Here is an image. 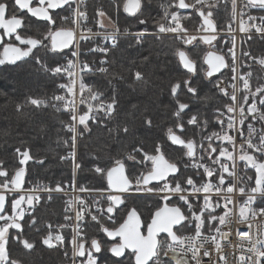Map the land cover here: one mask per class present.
Segmentation results:
<instances>
[{"label": "trees", "instance_id": "16d2710c", "mask_svg": "<svg viewBox=\"0 0 264 264\" xmlns=\"http://www.w3.org/2000/svg\"><path fill=\"white\" fill-rule=\"evenodd\" d=\"M111 1L86 0L88 17L91 20L95 19L101 12L114 20ZM128 1H136L139 4L138 11L133 16L125 13V5ZM230 1L218 4L211 10L215 13L214 22L220 21L222 25L231 24ZM113 2L119 5V14L115 20L116 28L121 33H129L130 36L120 38L117 46L104 57L107 71L85 80L100 102L107 103L113 99L117 102L116 114L110 119L98 118L97 120L102 121L103 124L91 123V132H87L78 145V162L81 167L77 175V186L83 184L90 189L107 190L105 177H98L91 171L95 163L107 161L110 157L126 155L133 146H139L142 142V146L151 151L154 141L165 139L167 127L177 125V121L173 119L177 101L190 104L192 112L200 117L195 121L196 127H193L188 121V115L191 113L183 116L181 120L185 123L186 132L181 134L179 129H176L177 134L187 139L188 143L200 148L203 144V151L212 146L218 152L221 147L218 141L219 114L229 106L228 99L224 95H218L216 86L221 80L228 81V70L221 74L218 82H214L216 77L213 81L206 80L205 67L202 65V57L206 54L204 47L199 45L185 49L183 44L176 43L174 39L158 38L153 34L166 25L167 17L175 13L183 16L184 19L180 24L185 25L188 32L200 28L198 11H180L177 8V0H113ZM210 17L212 20L213 17ZM179 29L183 31L181 27ZM219 30L221 29L218 28L217 31ZM134 34L145 35L136 37ZM228 48L227 43L218 39L212 49L216 54L225 57ZM241 48L250 51L253 56L259 57L264 54V43L255 38H243L239 43V70L242 63L246 65L252 63L247 56L241 57ZM178 50L188 51L197 66L198 75L194 77L193 87L199 89L198 95L186 91L174 99L170 92L175 81H183L187 77V73L180 68L176 60ZM63 56L64 53H51L47 48H41L20 63L0 67V184H9L15 173L22 170L26 173L25 184L41 182L55 186L57 182H61L67 186L71 183L72 165L62 160L68 150V146L66 147L64 143L67 136L63 131V125L69 122L59 99L64 82L54 75L56 65L61 64ZM99 58L97 57L96 60ZM255 69L257 72L260 71L258 66H255ZM136 71L143 73L142 80L138 81L134 78ZM255 96L256 93L249 89L240 96V102L244 103L247 100L248 103V98ZM41 101L46 103L47 107H44ZM217 109L220 110L218 114L215 112ZM214 115L217 123L213 122ZM146 116L152 119L151 128L145 125ZM124 124L129 126L127 135L119 131L118 126ZM109 129H116V132H110ZM27 148L31 149L36 162L28 159V162L22 165L21 159L28 156L26 153L23 156L19 155L17 150L23 152ZM163 151L166 159L178 164L180 171L174 180H179L183 186L186 178L189 176L194 178L196 173L195 168L190 165L201 163L207 157L203 152L201 154L200 150V155L195 160L189 161L185 149L175 147L168 141H165ZM41 160L43 163H40ZM186 164L189 166L186 167ZM128 165L130 172L137 171V166L132 161H128ZM145 171L149 174L151 169ZM124 199L127 208H134L140 216H145L147 219L161 205L156 199ZM172 203L173 207H176L179 202L173 200ZM34 207L35 211L31 218L35 217L37 222L35 226L32 228L28 226L31 218H27L23 223L24 235L28 241H35L36 247L28 253L18 244H12L13 257L23 261V264L67 263L70 252L67 242L62 248L53 249L44 248L39 242L41 236L47 232L45 226L50 224L54 229L62 223V200L56 198L51 203L42 202ZM178 209L186 219L187 213L181 203ZM58 211L60 214H57ZM117 213L120 215V212ZM205 221L207 220L204 219L201 230L193 220L185 221V234H195L198 231L209 234L211 226ZM118 222L119 219L115 216V225ZM104 226H106L104 221L89 224L84 233V241L87 243L93 241L100 235ZM37 228L40 229L39 232L36 231ZM175 233L181 236L178 228L175 229ZM98 263L133 264L126 259L112 262L108 260V256L102 255H99Z\"/></svg>", "mask_w": 264, "mask_h": 264}, {"label": "built area", "instance_id": "2783aa9c", "mask_svg": "<svg viewBox=\"0 0 264 264\" xmlns=\"http://www.w3.org/2000/svg\"><path fill=\"white\" fill-rule=\"evenodd\" d=\"M186 2H188L187 5L191 10L197 8L199 11L208 12L213 10L216 5L224 3L225 0H203V5L207 7L202 6L201 0H195V2H193V0H186ZM232 4L234 6V21L227 31L228 35L226 38L229 39V47L234 45L236 49L235 68L237 79L235 81V87L229 88L228 90V96L231 97V99H229L231 104H229L228 108L218 119L220 137L222 138L221 147L217 153L207 156L201 163L208 165L209 169H218L220 172L226 173L229 181L234 182L236 187L234 189H221L220 186L217 185V191H212V186L207 184L202 188H194L191 191L189 186L185 183L184 187L188 188V191L183 193L186 199L181 205L188 214H192L194 210H197L203 215H208V225L211 226V231L209 234L197 232L195 234H184L181 236L175 233L179 239V242L176 244H171L166 238H159L155 256L150 264H177L178 260L181 264H258L261 258L257 249L264 248V244L253 247L249 245L248 242L252 241L253 245H255L257 239H264V235L259 237L256 235L258 229L264 228V219L257 218L252 221V231L249 235L237 233L238 230H247L246 225L241 224L243 218L241 213L246 212L247 209L241 208L242 201L239 188L253 184L256 188L264 186V133L260 131L259 127L255 129L257 137L262 145L257 149L255 147L257 141L250 138L248 134L249 130L246 125V121L250 119V114L254 113V111L245 114L242 112L240 106V96L241 93L244 92V89L240 87L241 82L239 80L238 41L241 37L249 39V36H251V39L255 38L264 43V38L258 35V33H264V7H255L251 5L248 0H232ZM71 21L73 42L68 50L60 53H64L63 60L60 64V68H56L54 71V75L64 82L59 99L63 104L65 114L69 118V122L63 125V131L68 141V150L64 155L75 148L77 159V148L81 140L79 132L84 131L80 127L81 119L88 120L89 114L96 116V119L104 118L103 114L97 113L96 109L105 107L106 105V103L96 102L94 99L93 101L89 100L88 95H94V92L92 87L87 84L85 80L104 72L103 69H105L106 63H102V61H106L104 57L118 44L117 43L116 46L113 47L114 41L112 38L119 40L122 37L130 36V34L119 32L116 26L113 30L101 28L96 19L91 20L88 17L87 9L82 0L74 1ZM179 35H184V33L180 31ZM200 35L203 36L202 33ZM187 36L191 38L194 35L187 33ZM211 36H218V39H220L217 32ZM105 37L109 39L105 40ZM227 52L228 50L226 51V55ZM97 57L100 58L96 60ZM229 62L231 64V61ZM225 87L226 85L224 89ZM256 114L257 116L260 115V113ZM242 125L244 126L243 132H241ZM66 126H68V130H65ZM233 129L235 133L230 134V131ZM85 132L86 131H84V134ZM73 135H75V141L70 139ZM240 135H243L242 140L239 139ZM63 161L71 163L69 160ZM259 168H262V173ZM195 170L194 179L197 181V186H199L200 176L197 175V172L202 174L203 168ZM259 175H261V178H259ZM205 179L207 178L205 177ZM213 182H215L214 178ZM48 187L54 186L48 183L29 182L27 184L24 183L23 188L18 191L12 189L9 185L7 188L1 187L0 193L21 200L25 215L32 212L30 205H38L35 199L37 196L45 198L42 199L40 203H51L53 199L56 198L63 200V218L60 225L63 226L67 224L68 227H62V229H60L58 225L54 227L52 231L54 235H64L66 240H71L72 242V256L68 264H81V262L75 260L74 257L78 256L80 246L84 243V232L87 226L95 223L92 222L93 219L98 218L99 221L108 218V215L111 213L110 209L113 208V201L117 197L140 196L130 195L128 192L125 194H115L108 190L104 192H80L78 191L76 183L72 187H68V185L65 186V192H52V199L47 201L46 197L49 194L47 192ZM37 189H39V191ZM141 189L144 188L141 187ZM164 190L167 191L166 188ZM151 196L157 198L155 195ZM222 197H224L227 203L226 210L228 212L222 218V221L225 222L223 226L218 231L214 232L212 229L215 228L216 225L212 224L211 221L214 219L215 214H223L225 210L223 208L224 199ZM79 199H83V201L79 202L84 205L82 214L77 212V201ZM68 200L73 201V207L70 213L73 219L65 221L64 216L67 207L66 202ZM217 200H219L221 208L216 209V213H214L213 203L217 202ZM188 202H191L190 205ZM189 207L191 211H189ZM97 208H108L109 210L104 211L102 215L100 211H97ZM93 213L94 216H92ZM81 215H83L85 219L81 222L82 233L80 235L75 229V219H80ZM47 226H45L46 231L49 230ZM85 253H87V251H84V254ZM88 258L92 260V264H99L92 253L88 254ZM83 259L84 258H80V260ZM83 264H88V260H84Z\"/></svg>", "mask_w": 264, "mask_h": 264}, {"label": "snow or ice", "instance_id": "6c2138e0", "mask_svg": "<svg viewBox=\"0 0 264 264\" xmlns=\"http://www.w3.org/2000/svg\"><path fill=\"white\" fill-rule=\"evenodd\" d=\"M16 0H13V4L15 5ZM195 2V0H193ZM226 2V0H225ZM37 0H31L30 7L36 6ZM84 3L86 5V2L84 0ZM181 3L184 5H187L188 2L186 0H181ZM201 4L204 7H207L206 5H203V0H201ZM0 5L5 6L6 8L8 7L6 0H0ZM66 6V5H62ZM218 5H216L217 7ZM164 7V6H162ZM17 9L20 12H27V9H19L17 5ZM181 9H189L187 7L181 8ZM212 16L213 19L211 20V24L213 25V30L217 32L218 28H221V30L226 31L228 25L224 24L222 25L220 21H215L214 22V15L215 13L213 11H208L207 13L200 11L199 12V17L202 20V23L199 24L200 29L207 28V25L204 24L203 18L205 15ZM55 23V21H53ZM23 26V25H22ZM180 27L183 29L184 35H179L175 32L173 34L177 35L178 40H183L184 45H193V43L197 40V37H191L189 38L187 36L188 29L185 25L180 24ZM127 32V29L125 30ZM164 34H168L165 32ZM262 38H264V33H258ZM109 38L105 37V40ZM113 39V47L116 46V44L119 42L118 39L112 38ZM201 39V38H200ZM249 39H251V36H249ZM216 40H218V36L216 37ZM244 41H242L243 44ZM204 43V41H203ZM39 46V45H38ZM27 47V45H25ZM63 51V50H61ZM178 53H182L183 55L178 56V61L179 64L185 65V64H190L194 66V70L189 72L188 68H183L187 72V77L183 81H175L173 86L170 88V92L173 95V98L179 96L181 93L184 92H189L192 95H198L199 94V89L194 88L193 85L195 83L194 77L198 75V70L195 62L193 61L192 58H190V55L188 51L186 50H178L176 52V55ZM241 57L247 56V58H250L252 60L251 64H244L242 63L241 70L239 73V80L241 82V85L247 83L249 86V89L253 92L256 93L255 97H249V104L255 100L257 102V107L259 110L260 115L257 116L256 113H251L250 114V119L246 121V125L248 127V134L251 139L256 140L257 143L255 147L258 149L262 145L260 143L259 138L257 137L255 129L257 127L260 128V131L264 133V54L260 55L259 57L253 56L250 51H245L243 48H241L240 51ZM229 61H231V64H229ZM235 61H236V49L235 46L232 45L228 48L227 56L224 57V68H221L219 72L213 73L211 76H208L209 80L213 81V77H216L214 82H218L219 79L221 78V73H223V70L227 68L228 73H229V79L226 83L225 89L221 92L218 89V95H224L226 98L231 99L230 96H228V90L229 88H234L235 87V81L237 79L236 77V68H235ZM102 63H106V61H102ZM255 66H258L260 71L257 72L255 69ZM57 68H60V65H56ZM103 71H107L106 69H103ZM217 74H220L219 77H217ZM134 78L136 80H142L143 79V73L136 71L134 72ZM253 82H255L253 84ZM217 88H218V83H217ZM116 101L113 99L110 102H107L105 107H101L96 109L97 113H102L105 119H110L116 114ZM41 104H43L44 107H47V104L41 101ZM35 106V105H34ZM135 107V105L133 106ZM220 110H215L216 114L219 113ZM191 113V115H188ZM185 115H188V121L189 125L196 127V120H199L200 117L197 116L196 113L192 112V108L190 104H184L182 101H177L176 102V110L173 112V119L177 121V125H171L168 126L166 129V137L164 140H156L152 143V148L151 151H149L148 148L142 146L143 142L137 146H133L132 150L129 151L126 155L122 156H116V157H110L107 161L100 162V163H95L94 166L91 168V171H93L98 177H106L107 174L111 173L113 170H119L123 169L125 177L128 179L129 182V190L128 194L130 195H155L159 200L163 201V206H168L171 207L173 206L172 201L176 200L179 201L175 206L179 208L180 203L185 202V197L183 193L185 191H188V188H185L183 185L180 184L179 180H174V177H176L177 173L180 171V168L178 164H175V162H171L170 160L165 158L164 154V146H165V141H168L171 143V145L179 146L181 149L186 150V145L188 144V140L185 138H182L180 134H177L176 129H179L180 133L183 134L186 132L185 128V123L182 122L181 118ZM83 116V114H82ZM71 119V117H70ZM100 123L103 124L102 121H98L96 119V116L89 114L88 120H83L81 119V124L80 127L87 132H91V123ZM213 122L217 123L216 121V115L213 116ZM204 123H207L206 117L204 118ZM145 125L149 128L152 127V119L151 117H145ZM119 131L123 132L125 135L129 133V126L127 124H124L122 126H118ZM243 125L241 127V132H243ZM68 130V126H66V129ZM84 131L79 132V137L80 139H83L84 136ZM110 132H116V129H109ZM199 132V129H197ZM235 133V130H231L230 134ZM173 137H178L181 140V143H175L173 140ZM73 141H75V135L70 137ZM239 139H243V135L239 136ZM59 142V141H58ZM210 142V141H209ZM65 146H68V141L65 140ZM19 155L23 156L25 153L29 157V161L36 162V158L32 156L31 154V149L27 148L23 152L20 150H17ZM203 152V144H201V154ZM217 153L216 151H213L212 155ZM189 158V161L195 160L196 159V153L195 150L193 149V152L191 155H186ZM157 157H162L163 160L167 163L169 167H174L176 170L174 172H170L167 176L164 177L162 180H149L147 185L145 186L144 189H141L137 186V181L141 180L143 177L148 175V172L145 171V169H151L154 166V160ZM98 159V158H94ZM62 160H69L71 162V165L73 166V172H72V180L71 183L68 185V187H72L76 184V176L79 171V168L81 167V164L78 162L76 159V150L75 148L64 155L62 157ZM128 161H132L136 166H137V171L135 173H132L129 171V165ZM40 163H43V160L40 161ZM186 167L189 165L186 164ZM190 166H192L195 169H200L203 168V173L201 174L200 172H197V175L200 176V181H199V186H197V181L192 177L189 176L186 178L185 183L191 191L195 189L202 188L204 185L210 184L212 186V191H217V185L220 186L221 189L227 188V189H234L236 187L234 182H230L228 179V176L224 172H220L218 169H209L208 165L202 164V163H192ZM205 177L207 179H205ZM213 178L215 179V182H213ZM107 183V189H108V181L106 179ZM35 188V186H34ZM167 189L165 191L164 189ZM39 191V189H37ZM66 187L61 183L57 182L54 187H48L47 192L49 193L48 196L46 197L47 201H50L52 199L51 193L52 192H65ZM78 191L80 192H91V191H99V192H104L106 189L100 188V189H90L86 185H79ZM239 194L241 197V208H246V212H242V220L241 224L246 225L247 230H238L237 233L241 235H249V233L252 231V221L260 218L264 219V186L261 188H256L255 185H249L247 187H240L239 188ZM221 197V196H218ZM224 199V197H222ZM37 204L40 203L42 199H45L43 197L37 196L36 198ZM80 201H83V199H79L78 202V207H77V212L81 213L83 212V207L84 205L79 203ZM259 201V202H258ZM67 207L65 209V216L64 220L65 221H70L73 219V216L70 215L71 209L73 207V201L68 200L67 202ZM98 203V202H97ZM189 205L191 202H188ZM11 204V203H10ZM126 206V200L121 198V204L116 205L115 207L111 208V216H113L116 211L122 206ZM213 212L216 213V209L221 208V204L219 200L217 202L213 203ZM5 206H6V197H5ZM32 208V211H35V207L30 205ZM223 208L225 209L223 211V214H215L214 219H212L211 223L215 224L216 227L213 228L212 230L218 231L225 222L222 221V218L226 215L228 212L227 209V203L225 202L224 199V205ZM109 209H100L97 208V211H100L101 214L103 215L104 211H108ZM131 211H135V209H130ZM189 211H191V208L189 207ZM11 214H5L3 210H0V221L4 222L7 220L8 216ZM26 215H31V213H27ZM76 216V213H75ZM74 216V217H75ZM94 216V213L92 214ZM111 216H110V222L111 221ZM20 219L23 221L25 219V216H21ZM85 217L81 215L80 219H75V229L76 231L81 235L82 233V224L81 222L84 221ZM92 222L98 223V218L93 219ZM31 223H35V217H32ZM207 223V221H205ZM146 227V225H143ZM192 225H189L191 227ZM48 231L41 236L40 238V243L44 246H47L48 248H54V247H61L66 243V237L61 234H53L52 231V226L49 224L48 226ZM68 227L67 224H64L63 226L59 225V228L62 229ZM10 230H15V231H10ZM37 232L40 231L39 228L36 229ZM19 233V234H17ZM256 235L259 237L261 235H264V228L258 229ZM58 238V241H57ZM55 242V243H54ZM249 245H252L255 247L256 245L264 244V239H257L255 241V245H253L252 241L248 242ZM12 244H18L24 252L30 253L35 247H36V242L35 241H28L26 236L24 235V228L23 225L19 228H8L7 229V234L3 235L0 234V264H23V261L16 259L12 255ZM90 251V250H89ZM257 251L260 253V259L258 261V264H264V248H258ZM80 258H84L83 260H80ZM96 258V257H94ZM75 260H79L81 264H83L84 260H88V264H92V260L88 258V254H82L80 256L74 257ZM177 264H181V262L178 260Z\"/></svg>", "mask_w": 264, "mask_h": 264}, {"label": "water", "instance_id": "95a60500", "mask_svg": "<svg viewBox=\"0 0 264 264\" xmlns=\"http://www.w3.org/2000/svg\"><path fill=\"white\" fill-rule=\"evenodd\" d=\"M248 2L255 7H264V0H248ZM67 1L63 3L65 5ZM61 5L59 8H62ZM187 7L189 9H181ZM139 4L136 1H128L125 5V13L133 16L138 11ZM177 8L180 11H190V7L188 5H184L181 3V0H177ZM35 16V15H33ZM198 18L199 12L197 13ZM38 20H46L42 19L39 16H35ZM201 23L202 20L200 19ZM204 24L207 25V28H202L203 36L200 37V41L206 47L213 45L217 40L216 37L211 36L215 34L216 31L213 30V25L210 23V16L205 15L203 18ZM204 41V43H203ZM73 42V34L71 31H59L51 36V52L60 54L66 50H68ZM29 46L28 51L23 53H17L15 49L12 51L3 53V60L0 61V66L4 63H8L9 65H15L19 61L27 59L32 50L38 45L33 42H27ZM63 50V51H61ZM183 55L182 53H178L176 55L177 62L178 56ZM202 65L205 67V78L211 76L215 72H219L221 68H224V57L213 53L208 52L205 54L202 60ZM180 68L186 72L183 68H188L189 72L194 70V66L190 64L180 65ZM223 70V72L226 71ZM187 73V72H186ZM222 74V73H221ZM220 74H217V77ZM215 78V77H213ZM208 79V78H206ZM175 143H181V140L178 137H173ZM175 146V145H173ZM179 147V146H175ZM186 150L188 155H191L193 152V145L191 143L186 145ZM176 169L174 167H169L167 163L163 160L162 157H157L154 160V166L152 167L151 172L145 176L142 180V186L145 187L149 180H162L165 176H167L170 172H174ZM25 171H19L15 173L12 181L11 188L18 191L21 190L24 186L25 182ZM177 175V174H176ZM108 181V191L115 194H125L129 190V182L128 179L124 175L123 169L113 170L111 173L107 174L105 177ZM107 187V183H106ZM5 197L4 195H0V210H5ZM7 204V198H6ZM121 204V197H117L112 206ZM121 208V207H120ZM9 218L6 221L8 222ZM2 223V221H0ZM185 223V218L183 213L177 207H168L162 206L156 211L148 226L146 227L145 235L142 234V224L138 214L135 211H130L124 222L115 230H106L104 229L103 235L106 239L113 243L118 242L117 245L112 246L109 249V255L115 259H121L124 257L126 253L133 255V264H150L152 259L155 256V251L158 246V239L161 237H165L171 244H176L179 242L178 237L176 236L174 230L181 227ZM20 226L16 223L11 224V228H19ZM93 254L97 255L99 253V249L97 248V243L92 242L91 244ZM84 245L80 246L78 256L84 254Z\"/></svg>", "mask_w": 264, "mask_h": 264}, {"label": "flooded vegetation", "instance_id": "af4514ba", "mask_svg": "<svg viewBox=\"0 0 264 264\" xmlns=\"http://www.w3.org/2000/svg\"><path fill=\"white\" fill-rule=\"evenodd\" d=\"M65 1H67V3H65L66 6L59 8L61 5H63V3ZM74 1L75 0H37L36 6L30 7L31 0H16L15 5L13 4V0H6V3L8 5L7 8L3 5H0V61L3 60V53L4 52L7 53L9 51H12V49L17 50L16 51L17 53H23V52L28 51L29 46L27 45V42H29V41L39 45L32 50L31 54H33L34 51L41 49V48H43V49L47 48L48 51L51 52V48H50L51 43L50 42H51V36L53 34L59 32V31H71L72 32L71 13H72ZM82 1L84 2V0H82ZM85 2H86V0H85ZM17 5H18L19 9H27V12L26 13L20 12L17 9ZM85 7H87V5H85ZM33 15H35L37 17L39 16L40 18L46 19V20H38ZM210 20H211V17H210ZM53 21H55V23H53ZM200 23H201V21H200ZM181 32L183 33V31H181ZM201 32H202V29H201ZM193 37H197V40L193 43V45H184L183 44L185 49H192V48L200 45L201 47H204L207 50L206 53H208V52L215 53L212 48L214 47V45L217 41L213 45L206 47L200 41V37H202V35H197V36L194 35ZM182 42L184 43V41H182ZM25 45H27V47H25ZM203 57H202V60H203ZM176 60H177V58H176ZM22 61H24V60H22ZM22 61H19L18 63H20ZM2 66L8 67L11 65H9L8 63H4ZM2 66H0V67H2ZM226 71H227V69H226ZM205 72H206V69L204 71V74H205ZM204 78H205V75H204ZM206 80H209V79H206ZM218 125H219V123H218ZM219 129H220V126H219ZM219 133H220V130H219ZM218 141L220 143L222 142V138L220 137V134H219ZM192 145H193V149L195 150L196 157H198L200 155L201 148L198 146H195L194 144H192ZM185 151H186V154L188 155L187 150H185ZM213 151H215L214 148L212 146H210L209 148H207L203 151V155L210 156V155H212ZM151 170H152V168H151ZM142 180L140 182V185L142 188H145L142 186ZM7 185H9L11 187V182ZM1 187L2 186L0 185V189H1ZM0 195H4L7 198V204H6L4 213L5 214H11L10 216H8V218H9L8 222L0 223V232L4 231L5 228H7V229L10 228L11 224H13V223L18 224L19 226H21V224H22L23 228H24L25 225H24L23 221L26 220L27 218H31L33 211L31 212L30 216L25 215L23 212V209H22V205L20 204L19 205L20 207L19 208L17 207L20 212L17 211L18 212L17 218H15V217L13 218L12 215H15V214L12 213L11 210L13 208L11 207V204H10L12 198L9 197L8 195L2 194V193H0ZM133 197L145 198V199H154V200L156 199L161 203L160 208L162 206V200H159L158 198H155L153 196L146 195V196H133ZM124 200H126V199H124ZM171 207H173V206H171ZM17 208H16V210H17ZM130 209H134V208H131V207L127 208V205L126 206L122 205L121 208H119L113 216H111V213H110V215H108V218L103 219L106 226L102 227L100 235L97 238H95L93 241H91L90 243H87V242L83 243V245L85 246L84 251H87V249L89 248L90 253L93 254L91 244H92V242H96L97 248L99 249V253L97 254L98 256L99 255L108 256V260L114 262V260H117V261L124 260V259H126L125 257L130 255V259H132V263H133V255L128 254V253H126L124 255V257L119 259V260L111 257L109 255V249L112 246L117 245L118 242H113V243L109 242L106 239V237L103 235V232H102L104 229L115 230L116 228H118L124 222L127 214L131 211ZM117 212H120V215H118ZM135 212H136V210H135ZM155 212L152 213V215L149 219H147V217H145V216H140L136 212L138 214L140 220H141V224H142V231L141 232L143 235H145L146 227L148 226V224H149V222H150V220H151V218ZM121 215H122V217H120ZM21 216H25V219L23 221L20 219ZM110 216H111V221H114V222H110ZM115 216L119 219V222L117 223V225H115L116 224L115 223ZM31 220H32V218L29 219V223H28V226L30 228L35 226V224L37 223L36 220H35V223H31ZM143 225H146V227ZM10 231H15V230H10ZM17 234H19V233H17ZM43 247L47 248L44 245H43ZM93 255H95V254H93ZM96 259L98 261V258H96ZM63 264H67V263L64 262Z\"/></svg>", "mask_w": 264, "mask_h": 264}, {"label": "rangeland", "instance_id": "374dc122", "mask_svg": "<svg viewBox=\"0 0 264 264\" xmlns=\"http://www.w3.org/2000/svg\"><path fill=\"white\" fill-rule=\"evenodd\" d=\"M111 1V0H110ZM112 2V7H113V17H114V20H113V18H108L105 14H103V13H99L98 15H97V17L95 18L97 21H98V23H99V25H100V27L101 28H107V29H109V30H113L114 29V27L116 26V23H115V20H116V18H117V16H118V14H119V12H118V6L119 5H117V3H114L113 2V0L111 1ZM231 3V10H232V22H231V24H227L228 25V27H227V30L226 31H223V30H219V31H217V35H219L220 36V39H221V41L223 42H225V43H227L228 44V41H229V39L228 38H226L227 37V35H228V29L230 28V26H232V23H233V21H234V6H233V4H232V0L230 1ZM122 6V5H121ZM122 7H119V9H121ZM123 8H124V6H123ZM197 8H193L192 10L194 11V12H199V10L197 9ZM206 13V12H205ZM182 19H184L183 18V16H180V14H172V15H170L169 17H167L166 18V25L164 26V27H162V28H160V29H158V31L157 32H155V33H153L156 37H158V38H164V39H167V38H170V39H174L175 40V42L176 43H180V44H183V40H179L178 41V39H177V35L176 34H173V32H175V33H177V34H179L180 33V23H181V20ZM221 29V28H220ZM165 32H167L168 34H164ZM202 32H201V29L200 28H195L194 30H190V32H188V34H191V35H200ZM135 35V34H134ZM143 35H145V34H136L135 36L136 37H142ZM243 38L241 37V38H239V41H238V43H240V41L242 40ZM239 45V44H238ZM206 52H207V50H206ZM56 70V69H55ZM226 83H227V81L226 80H221L220 82H218V88H219V90L222 92L223 91V89H224V86L226 85ZM240 87H243V89H244V92L243 93H241V95L242 94H245V93H247L248 92V90H249V86H248V84L247 83H245V84H243V85H240ZM88 98H89V100L90 101H93V99L96 101V102H100L99 101V98H98V96L94 93V95H88ZM228 99V98H227ZM228 103L229 104H231V102H230V100L228 99ZM241 103V102H240ZM240 106H241V109H242V112L243 113H245V114H249L250 112H253L254 111V113H259V110H258V107H257V102L255 101V100H253V102L251 103V104H249V102L247 103V100L246 101H244V103H241L240 104ZM248 112V113H247ZM223 113V112H222ZM222 113H220L219 114V118L222 116ZM87 133V131L85 132V134ZM84 134V135H85ZM81 141V140H80ZM78 148H79V146H78ZM78 148H77V160H78ZM28 157H26V156H24L22 159H21V163H22V165H24L26 162H28ZM259 170L261 171V173H262V168H259ZM72 172H73V166H72ZM79 173H77V175H78ZM259 178H261V175H259ZM140 182H141V180H138L137 181V186L139 187V188H141V185H140ZM76 183H77V176H76ZM2 187H4V188H7L8 187V185L7 184H0ZM124 198H127V199H131V198H135V197H133V196H126V197H124ZM54 200V199H53ZM63 200H62V207H63ZM21 204V200H19V199H17V198H12V200H11V207L13 208L11 211H12V213L13 214H15V215H12V217L14 218H17V216H18V212H20L19 210H18V208L20 207L19 205ZM18 207V208H17ZM16 208H17V210H16ZM18 211V212H17ZM61 211V210H60ZM60 211H58V213L57 214H60ZM187 213V212H186ZM188 214V213H187ZM186 214V216H187V218H186V221L188 222V221H190V220H193L195 223H196V226L198 227V229L199 230H201V228H202V226H203V221H204V219H206L207 220V222H208V217H205V215H203V214H201V212H195V210L193 211V213L192 214H190V218H189V214L187 215ZM62 218H63V215H62ZM100 222H103V220H99V223ZM93 224H95V223H93ZM185 226H186V223L184 224V225H182L180 228H178L179 229V231H180V235H183V234H185ZM7 228H5L4 229V231H1L0 232V234H3V235H6L7 234V230H6ZM41 229H42V227H41ZM86 231V230H85ZM199 232V231H198ZM85 233V232H84ZM199 233H201V232H199ZM66 242L68 243L67 245H68V247H69V249H70V252H69V259H68V262H67V264L70 262V258H71V256H72V242H71V240H66ZM85 242V241H84ZM90 249L88 248L87 249V253L89 254L90 253V251H89ZM94 257H96V258H99V256L98 255H93ZM126 258V260L127 261H131L132 262V259H130V255L129 256H127V257H125Z\"/></svg>", "mask_w": 264, "mask_h": 264}, {"label": "bare ground", "instance_id": "6f19581e", "mask_svg": "<svg viewBox=\"0 0 264 264\" xmlns=\"http://www.w3.org/2000/svg\"><path fill=\"white\" fill-rule=\"evenodd\" d=\"M197 10V9H196ZM217 52V51H216Z\"/></svg>", "mask_w": 264, "mask_h": 264}]
</instances>
